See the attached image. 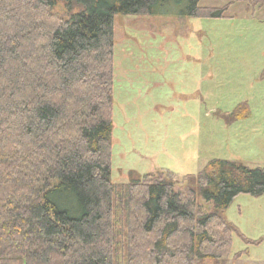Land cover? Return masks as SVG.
Returning a JSON list of instances; mask_svg holds the SVG:
<instances>
[{
	"label": "trees",
	"instance_id": "16d2710c",
	"mask_svg": "<svg viewBox=\"0 0 264 264\" xmlns=\"http://www.w3.org/2000/svg\"><path fill=\"white\" fill-rule=\"evenodd\" d=\"M235 2L264 0H0V264H226L224 212L264 194V169L214 158L183 188L113 183V47L116 15L221 18Z\"/></svg>",
	"mask_w": 264,
	"mask_h": 264
},
{
	"label": "rangeland",
	"instance_id": "374dc122",
	"mask_svg": "<svg viewBox=\"0 0 264 264\" xmlns=\"http://www.w3.org/2000/svg\"><path fill=\"white\" fill-rule=\"evenodd\" d=\"M113 63V183L171 173L183 188L214 158L264 169V2L221 18L116 15ZM224 217L236 230L226 264H264V194L237 195Z\"/></svg>",
	"mask_w": 264,
	"mask_h": 264
},
{
	"label": "crops",
	"instance_id": "0c3cea01",
	"mask_svg": "<svg viewBox=\"0 0 264 264\" xmlns=\"http://www.w3.org/2000/svg\"><path fill=\"white\" fill-rule=\"evenodd\" d=\"M227 160V159H226ZM231 161H235V160H231Z\"/></svg>",
	"mask_w": 264,
	"mask_h": 264
}]
</instances>
